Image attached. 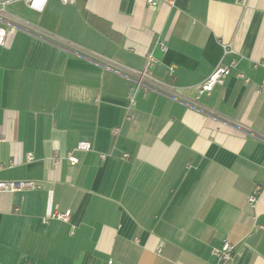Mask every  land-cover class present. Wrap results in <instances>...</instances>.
Here are the masks:
<instances>
[{
    "label": "crops",
    "instance_id": "crops-1",
    "mask_svg": "<svg viewBox=\"0 0 264 264\" xmlns=\"http://www.w3.org/2000/svg\"><path fill=\"white\" fill-rule=\"evenodd\" d=\"M154 1L7 7L0 181L33 187L0 192V264H264V0Z\"/></svg>",
    "mask_w": 264,
    "mask_h": 264
},
{
    "label": "built area",
    "instance_id": "built-area-1",
    "mask_svg": "<svg viewBox=\"0 0 264 264\" xmlns=\"http://www.w3.org/2000/svg\"><path fill=\"white\" fill-rule=\"evenodd\" d=\"M23 2L29 9L37 12L43 13L49 3V0H0V46H4L7 42V38L9 35V31L4 27V25H18L25 30L32 31L34 28L32 26L27 25L26 23H22L19 19L12 17L7 12V7L13 3ZM63 5H73L76 3V0H60ZM149 4L155 6L156 3L154 0H148ZM15 27V26H13ZM163 50L166 51V48L163 47ZM153 59L149 57L147 59L145 70L141 73H137L132 81H133V93L130 98L131 105H135V95L140 88H144L145 90H157L160 88V85L153 81V79L149 76V70L152 65ZM234 67V63L230 66H219L215 69V71L200 85L199 94H203L205 92H211L216 85L223 84L224 79L230 74V71ZM240 78H245L243 75H239ZM261 93V90L258 91ZM131 119L133 117H130ZM264 139V136H263ZM1 140V138H0ZM78 151H90L91 145L87 142H81L77 146ZM31 158V156L29 157ZM71 165L78 164V159L73 155V153H68L65 157ZM125 159L129 157L127 155L124 156ZM62 158L56 157L54 160L55 165H59L61 163ZM3 166L0 165V171ZM33 184L30 182H16V181H0V192L13 193L23 189L31 188ZM263 186L258 185L254 191L248 197V206L251 210V219L253 220L255 225H258V218L256 216L255 210L257 206V202L262 193ZM70 218V212L66 213H52L49 218L44 220L47 223L50 219L68 222ZM261 228V227H260ZM234 253V247L226 242L219 252V257L221 261L227 262L231 260Z\"/></svg>",
    "mask_w": 264,
    "mask_h": 264
}]
</instances>
